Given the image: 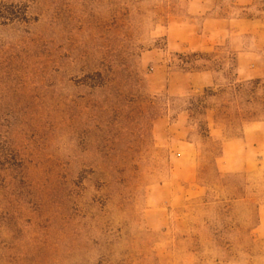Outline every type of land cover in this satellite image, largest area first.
<instances>
[{
  "label": "rangeland",
  "instance_id": "374dc122",
  "mask_svg": "<svg viewBox=\"0 0 264 264\" xmlns=\"http://www.w3.org/2000/svg\"><path fill=\"white\" fill-rule=\"evenodd\" d=\"M0 11V264H264V0Z\"/></svg>",
  "mask_w": 264,
  "mask_h": 264
},
{
  "label": "trees",
  "instance_id": "16d2710c",
  "mask_svg": "<svg viewBox=\"0 0 264 264\" xmlns=\"http://www.w3.org/2000/svg\"><path fill=\"white\" fill-rule=\"evenodd\" d=\"M3 15V12L2 11H0V16H2Z\"/></svg>",
  "mask_w": 264,
  "mask_h": 264
}]
</instances>
